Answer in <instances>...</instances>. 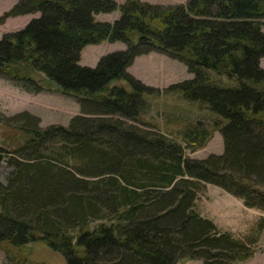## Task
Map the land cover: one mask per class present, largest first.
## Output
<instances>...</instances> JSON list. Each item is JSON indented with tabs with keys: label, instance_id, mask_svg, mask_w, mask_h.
<instances>
[{
	"label": "trees",
	"instance_id": "16d2710c",
	"mask_svg": "<svg viewBox=\"0 0 264 264\" xmlns=\"http://www.w3.org/2000/svg\"><path fill=\"white\" fill-rule=\"evenodd\" d=\"M114 11V22L95 17ZM36 12L0 38V77L29 93L74 97L81 113L48 127L29 111L0 115L11 133L0 161L14 166L0 183V243L42 242L65 264L250 259L258 239L220 230L195 203L207 182L264 212V0H17L0 19ZM104 41L127 47L81 65L83 49ZM151 52L193 77L164 90L146 85L128 68ZM168 93L198 111L178 115V131L145 118L149 101ZM215 131L222 154L187 155ZM7 264L30 263L10 256Z\"/></svg>",
	"mask_w": 264,
	"mask_h": 264
},
{
	"label": "rangeland",
	"instance_id": "374dc122",
	"mask_svg": "<svg viewBox=\"0 0 264 264\" xmlns=\"http://www.w3.org/2000/svg\"><path fill=\"white\" fill-rule=\"evenodd\" d=\"M17 0H0V17L9 10ZM120 3L125 0H116ZM163 5L186 3L187 0H143ZM40 13L0 19V38L7 32L23 28L31 19L39 17ZM97 20L114 22L120 17V11L98 13ZM264 30V26H263ZM126 44L120 41H104L100 44L87 45L81 54V65L95 67L99 59L108 53L126 49ZM264 67V57L261 58ZM128 71L146 85L164 90L171 84L181 82L193 77L187 66L177 59L165 54L151 52L139 55ZM116 83V82H113ZM120 83H126L125 81ZM173 93L163 94V98H152L150 109L145 118L152 123L160 125L163 129L168 126L173 130H180L184 123L176 117H196L198 111L189 106L190 103L177 97ZM186 109V111H185ZM24 111H29L40 118V126L50 125L68 126L71 119L81 113V106L74 97L65 96L57 92L44 91L39 94L29 93L17 87L10 80L0 77V115L13 116ZM11 136L0 126V143ZM180 139V137H179ZM224 151L223 137L215 131L206 146L195 151L186 149L192 158H206L211 154H222ZM14 166L9 157L4 156L0 161V183L6 185ZM196 210L202 215L212 219L222 231L230 232L237 238H256L254 244L256 253L247 261L233 264H264V229L260 231V221L264 212L255 207H248L244 201L228 193L223 188L212 184L201 183V190L195 203ZM10 256L27 259L30 264H65V258L58 252L50 249L42 242L29 244L23 248H13L9 244L0 243V264H7ZM177 264H204L197 259H183Z\"/></svg>",
	"mask_w": 264,
	"mask_h": 264
},
{
	"label": "crops",
	"instance_id": "0c3cea01",
	"mask_svg": "<svg viewBox=\"0 0 264 264\" xmlns=\"http://www.w3.org/2000/svg\"><path fill=\"white\" fill-rule=\"evenodd\" d=\"M138 57V56H137ZM130 67V66H129Z\"/></svg>",
	"mask_w": 264,
	"mask_h": 264
}]
</instances>
